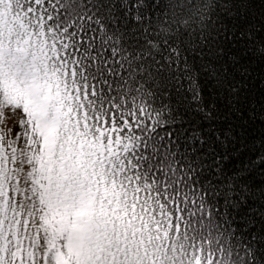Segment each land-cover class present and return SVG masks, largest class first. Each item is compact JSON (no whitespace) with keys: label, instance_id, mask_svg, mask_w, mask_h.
Masks as SVG:
<instances>
[{"label":"snow or ice","instance_id":"snow-or-ice-1","mask_svg":"<svg viewBox=\"0 0 264 264\" xmlns=\"http://www.w3.org/2000/svg\"><path fill=\"white\" fill-rule=\"evenodd\" d=\"M254 125L264 0H0V264H264Z\"/></svg>","mask_w":264,"mask_h":264},{"label":"trees","instance_id":"trees-1","mask_svg":"<svg viewBox=\"0 0 264 264\" xmlns=\"http://www.w3.org/2000/svg\"><path fill=\"white\" fill-rule=\"evenodd\" d=\"M218 116L221 121L226 123H238V114H235L234 111L224 109L223 107L220 109ZM261 134H264V126L262 125H254L251 129H249L250 136H259Z\"/></svg>","mask_w":264,"mask_h":264}]
</instances>
